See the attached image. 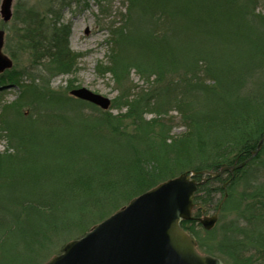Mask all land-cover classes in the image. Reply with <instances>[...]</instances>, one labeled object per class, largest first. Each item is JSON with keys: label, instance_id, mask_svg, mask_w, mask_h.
<instances>
[{"label": "trees", "instance_id": "1", "mask_svg": "<svg viewBox=\"0 0 264 264\" xmlns=\"http://www.w3.org/2000/svg\"><path fill=\"white\" fill-rule=\"evenodd\" d=\"M125 2L98 66L121 91L107 109L73 96V78L52 84L81 57L68 3L14 10L13 65L0 75V264H43L162 181L247 160L199 186L207 212L223 202L217 225L204 229L196 207L183 226L225 264H264V0Z\"/></svg>", "mask_w": 264, "mask_h": 264}, {"label": "water", "instance_id": "2", "mask_svg": "<svg viewBox=\"0 0 264 264\" xmlns=\"http://www.w3.org/2000/svg\"><path fill=\"white\" fill-rule=\"evenodd\" d=\"M13 0H3L0 13L5 22L12 18ZM5 31L0 30V74L13 65L4 51ZM82 100L107 109L111 99L86 87L72 90ZM254 152L253 157L258 153ZM224 166L219 171H185L134 197L127 205L95 224L82 237L68 241L63 251L44 264H225L198 249L197 238L182 223L193 219L195 198L208 177L216 178L227 171L244 167ZM198 174L205 175L198 180ZM207 175V176H206ZM198 205V204H197ZM221 206L213 215L198 217L207 230L213 229Z\"/></svg>", "mask_w": 264, "mask_h": 264}, {"label": "rangeland", "instance_id": "3", "mask_svg": "<svg viewBox=\"0 0 264 264\" xmlns=\"http://www.w3.org/2000/svg\"><path fill=\"white\" fill-rule=\"evenodd\" d=\"M2 1L3 0H0V9ZM125 1L126 0H55L57 5L61 4V2L68 3L62 9V22L71 25V47L76 53H79L81 57L78 60L77 72L69 76L55 78L52 83L54 87H65L68 80L73 78L76 82L75 88L86 87L111 100L117 98L121 94V91L111 78V75L101 74L98 66L108 62V54L110 51L109 41L112 34L111 28L120 26L122 13L125 12L126 9ZM49 2L50 0H14L12 6L13 17L10 22L4 23L0 13V29H5L6 36L11 35L12 26H14V10L16 6H23L26 3H31L39 8L45 9ZM64 5L65 4L62 6ZM4 24L6 26H4ZM6 53L10 55L8 52ZM131 80L139 87L144 85L143 81L136 73L132 74ZM16 95L17 88H10L3 92L2 97H4L5 101H12L15 99ZM113 112L117 113L118 110L114 109ZM172 115L175 121L173 133L179 134L184 131V127L179 124V115H177L176 112H172ZM4 144L5 142L0 140V152L4 150ZM212 213L213 211H209L208 214ZM57 244L60 243L57 242L54 246Z\"/></svg>", "mask_w": 264, "mask_h": 264}]
</instances>
